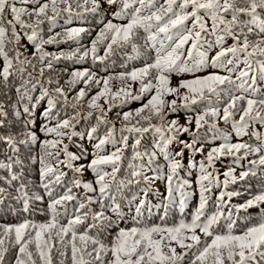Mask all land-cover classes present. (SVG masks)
Returning <instances> with one entry per match:
<instances>
[{
	"label": "snow or ice",
	"instance_id": "obj_1",
	"mask_svg": "<svg viewBox=\"0 0 264 264\" xmlns=\"http://www.w3.org/2000/svg\"><path fill=\"white\" fill-rule=\"evenodd\" d=\"M104 3L112 6L117 0H0V58L3 59L0 87L9 92L15 90L14 101L10 99L7 104L0 101V150L4 156L0 159V210L27 217L44 213L48 217L42 223L25 218L16 224H0V264H5L10 250H15L13 264H53V251L67 258L69 247L71 264H183L185 256L193 249L191 264H261L264 262V207H261L264 205V134L254 144L233 143L224 135L222 142L211 147L199 161L196 178L199 203L191 219L181 218L171 226L163 221L170 207L178 208L183 215L188 199L194 195L189 191L191 182L179 173L184 168L185 150L193 155L204 153L201 130L205 126L215 129L217 119L232 120L238 135L251 124L264 126V97L257 86L259 80H264V0H163L162 3L137 0L139 7L130 16L125 12L127 4L112 13L114 18L126 19L127 23H113L109 19L91 40L90 48L59 54L45 50L47 45L68 40L79 42L88 29L65 26L62 32L45 39L41 35L42 25H55L64 13L72 17L76 9H82L75 11L76 18H82L84 13H99ZM242 15L248 19L242 20ZM206 18L211 21L210 28ZM189 20L191 27L187 24ZM257 26L258 38L251 40L249 34ZM209 35L214 39L208 40ZM22 38L34 48L30 56L26 54V46L20 43ZM229 38L232 43L225 46ZM141 39L146 52L155 50V56L145 59L142 67L102 78H97L88 68L73 69L65 81L67 90L60 86L58 79L45 78V72L53 71L61 59L78 63L91 54L93 63H103L130 47L136 55L128 56V60H134L141 56L137 44ZM9 44L12 45L10 50ZM100 44L106 45L103 56L97 54ZM205 45L208 49L218 48L211 57V67L225 74L197 75L170 86V74L199 71L207 62L206 52L202 50ZM185 50L188 59L184 56ZM240 64L244 67L240 68ZM16 75L22 81L18 85L12 80ZM112 80L122 83L116 91L111 90ZM129 80L139 81L138 92H132ZM81 83L84 87L69 99L70 93ZM101 83L103 87L87 100L88 110L85 111L88 90L93 84ZM37 90L39 95L35 94ZM145 93L150 98L135 113L123 112L122 117L118 114L121 124L117 139V127L108 118V112L118 104L140 100ZM169 94L176 98L167 101L165 97ZM101 98L107 110L99 103ZM45 100L47 104L40 113L45 123L40 132L45 137H53L51 139H40L33 127L34 113ZM200 105H204L202 111H196ZM181 109L195 111V115L187 116L183 125L177 119L167 120L169 113ZM237 113L239 120L234 119ZM92 117H95L94 124ZM82 122L84 130L77 133ZM102 125L105 131L101 135ZM147 133L153 134L151 148L141 150ZM185 133L189 134L188 141L180 139ZM77 136L89 143L95 141L92 159L86 165L80 163L86 149L79 155L69 150ZM130 138L131 158L124 178L118 179ZM173 143L179 151L169 150ZM37 144L38 155H33ZM109 144L113 145L111 152L106 151ZM250 156L254 158L248 160L239 175L233 167L224 171L216 211L209 215L206 206L210 195L221 185L216 162L221 157H232L233 164H241ZM160 157L164 164L159 163ZM33 160H38V168L32 164ZM193 164L189 161V168ZM29 168H35L36 178H31ZM86 171H91L94 179H84ZM150 172L153 175H149ZM255 177H260L261 183L253 189L248 181ZM157 179L166 182L162 223L119 228L106 243L104 234L116 223L113 216L123 219L125 191L134 187L146 196ZM238 182L247 185L243 193L227 191L229 184ZM242 194L248 195L243 203L230 204L233 197ZM145 204L146 200L139 201L137 213ZM226 206L228 220L233 209L239 213L254 207L260 208L262 218L240 234L233 232L234 221L227 224V232H219L217 229L224 218L222 209ZM136 220L140 222L138 217ZM197 230L211 238L202 248ZM177 246L182 251L177 252Z\"/></svg>",
	"mask_w": 264,
	"mask_h": 264
},
{
	"label": "trees",
	"instance_id": "obj_2",
	"mask_svg": "<svg viewBox=\"0 0 264 264\" xmlns=\"http://www.w3.org/2000/svg\"><path fill=\"white\" fill-rule=\"evenodd\" d=\"M160 3L163 2V0H159ZM127 4L128 7L125 9V12L127 15H131L132 12L135 11L136 7H139V4L137 3V0H117L116 5L109 6L107 3H104L103 9L100 10L99 13H84L82 18H76L75 17V11H82V9H76L74 10L73 16L69 17L67 13H64L61 17L57 19V22L55 25H49L45 23L41 27V35L43 38L47 39L49 35H54L56 32H62L64 27H85L88 29L87 34H82V36L79 39V42L68 40L64 43L60 44H53V45H47L45 46V50L50 53H56L59 54L61 51L68 53L71 51L76 50L77 48L83 49L85 47L90 48L91 47V40L95 39L97 32H99L100 28L103 27L104 23H106L109 19L113 20V23H127L126 19H116L113 17L112 13L119 11L120 8H123V6ZM19 6V5H18ZM31 7V6H29ZM190 10V9H189ZM230 19V16L228 17ZM242 20H247L248 17L241 16ZM206 22L211 27V21L207 20ZM188 26L191 27V20L187 22ZM19 30V26H17ZM51 29V31H50ZM246 31V29H245ZM259 31L258 26L254 30L253 33L249 34V38L251 40L257 39V32ZM143 35V34H142ZM208 40H213L214 38L209 35L207 37ZM21 45L26 46V54L31 55V53L34 51V48L31 44L27 42L26 39L22 38L20 41ZM232 43V40L229 38L226 41V45L228 46ZM137 44L139 46V51L141 53V56L134 59V60H128V56H135L136 54L132 52V49L129 47L126 52H117L114 56L110 57L105 62H96L93 63L91 54L83 60L78 63L74 62L73 60H67V59H61L56 63V66L53 71L51 72H45V78H51L52 80H59L60 86L65 87L67 90V85L65 84V81L69 78V75L73 69H79L83 70L84 68L90 69L92 72L96 74L97 78H102L108 75H117L118 73L122 71H131L134 67H142L145 59H147L149 56L154 57L155 56V50H152L150 53L146 52L144 47V41L143 39L137 41ZM8 49L10 50L12 48V45L9 44ZM106 45L100 44L98 45V52L97 54L100 56L104 55V48ZM206 52L207 55V62L201 67L199 71H189V72H177L170 74V86H177L180 82V80L183 79H192L197 75L203 76L207 75L211 72H220V74H225L220 69H214L211 67V57L215 55V52L218 50V48H211L208 49L207 45L204 46L202 49ZM21 51H25V48H21ZM184 56L187 58V52L185 50ZM195 60H198L199 57H195ZM148 62H151L149 59ZM189 64L192 63V60H188ZM35 63V61H34ZM3 67V59L0 58V69ZM240 68L244 67L243 64L239 65ZM39 69V64L37 63V70ZM64 69H67L68 71L65 72ZM26 78V77H25ZM13 82L15 84L22 83L19 75H16L12 78ZM128 84L131 85V89L133 93L138 92L140 84L139 81L132 82L128 81ZM55 86V85H54ZM122 86L121 81L119 80H112L110 81V87L112 91H116ZM258 89L260 90V94L262 97H264V80H259L257 83ZM80 87H84V85L81 83L77 86V88L70 93L69 99L72 98V96L75 95L76 91H79ZM103 87V84L101 83L99 86L93 84L91 88L88 90V96L86 97L84 101V110L87 111V100L91 99V96L95 95L97 91H99L100 88ZM183 91V89L181 90ZM5 93H8L5 95ZM36 95H39V90L35 93ZM154 94V90H153ZM150 98V95L148 93H145L142 95L141 99L138 101H130L127 104L123 105H116L113 107V109L108 112V118L113 121L117 127L116 137L117 139L120 136L119 133V127L121 124V120L118 117H122L123 112H133L135 113V110L137 108H140L142 104L147 103V100ZM176 97L174 95H167L165 99L167 101H171L172 99H175ZM15 100V90L12 89L11 92L8 91V89H5L3 87H0V101L8 103L9 100ZM99 103L102 104L105 107V110H107V105L104 104V99L101 98L99 100ZM179 103V101H178ZM47 102L46 100L41 103V105L38 107L37 111L34 113L35 118V125L33 126L35 131L37 132V135L40 139L45 138H53V137H45L40 132V127L45 123L44 117L40 115V113L43 112L44 107L46 106ZM8 107H11V104H8ZM204 105H200L196 108V111H202ZM69 115H71L72 110L69 108ZM165 111H168V109H165ZM222 108H221V116H222ZM195 115V111H186L184 109H181L177 113H169L167 116V120L171 121L173 119H177L180 124H185L187 121V116ZM91 122L95 123V117L90 118ZM235 120H239V113H237L234 116ZM134 122V121H133ZM156 121L153 120V123ZM215 129L209 128L208 126H205L204 129L201 130V136L203 137V140L205 141L204 145V153L203 154H196L193 155L190 151L185 150L184 157H183V170L180 171L179 175L183 179L189 180L191 182V189L189 191L193 192L194 195L191 196L184 209L183 215L179 212L178 208H171L169 209L167 213L166 219L163 221L164 224L171 226L175 223H178V221L183 218L186 220L191 219V215L194 211V209L198 206L199 203V192L196 185V178L198 175V169H199V161L204 158V156L207 154V151L214 146H218L222 142V137L224 135H227L231 142H246V143H256L258 138L264 134V126L260 125L259 123H254L249 125L246 129H244V132L240 135L237 134L233 124L232 120L224 121L222 119H217L215 122ZM85 124L82 122L76 129L77 133H80L84 130ZM191 127L194 129L195 124L194 121L191 125ZM105 131L103 125L100 129V134L102 135ZM127 134V133H125ZM152 133L145 134L143 140H142V146L141 150H144V148H151V142H152ZM215 137V138H214ZM180 139L188 141L189 140V134H182L180 136ZM83 141V142H82ZM93 141L92 143H94ZM65 143H68L67 140H65ZM92 143H89L85 138L81 136H77L73 139V142L69 146V150L72 152H75L77 155L80 154L81 150L86 149V152L84 154V157L81 159L80 163L87 164L92 159ZM131 143L132 139L129 140V148L125 151L126 159L123 161L122 169L118 173V179H122L125 176V170L127 169L128 162L131 158ZM199 146V145H197ZM113 145L109 144L106 146V151L111 152L113 151ZM170 151H179V147L175 143L169 146ZM39 152V145H35L32 154L38 155ZM243 153H241L242 155ZM4 156L2 154V150H0V159H3ZM254 157H249L248 159H245L241 162L243 167H241V164H233L232 157H221L220 160H218L215 164V169L219 173V178L221 181V185L219 188H214L212 194L210 195L208 205L206 206V212L210 215L211 213L216 211V197L219 195V192L223 190V173L226 171L229 167H233L236 170V174L239 175V172L247 167L248 160L253 159ZM189 161H193V167L189 168ZM159 163L164 164L163 157L159 158ZM32 164L36 165L38 168V160H33ZM110 171V168L107 169ZM166 171V168L164 169ZM28 171L31 174V178H36L37 173L35 168H29ZM191 172V175L188 173ZM149 175H153V173H149ZM84 179L91 180L94 179L93 174L91 171H86L84 174ZM248 183L251 184L253 189H256L260 183L261 179L260 177L250 178ZM246 184L236 183V184H229L227 191H241L243 193V188L246 187ZM144 185H141V188H143ZM82 191V190H81ZM125 197L122 201V212L121 215L123 217L122 220H118L115 216H113V219L116 221V223L113 225V227L109 230V232L104 234L105 242L109 243L113 236H115L116 232L119 230V228H131L134 226L137 227H144V226H152V225H160L162 223L161 218L165 216V208H164V196L167 195L166 192V182L163 179H157L155 180L147 195L145 196L143 192L136 190L134 187L127 189L125 191ZM248 198L247 194H242L239 197H233L230 201L231 205L240 204L243 203L244 200ZM141 199L146 200V204L144 206H141V212L137 213L136 208L139 204V201ZM228 198L225 197V200ZM93 207L97 208L98 206L94 205ZM261 207H264L262 205ZM224 218L220 221V226L217 229L219 232H227V224L234 221L233 225V232L234 234H240L244 230H246L247 227L252 226L254 224L259 223L261 220V210L260 208H251L248 210H241L239 213H237L234 209L232 210L231 214V220H228V207H224ZM139 218V223H137L136 218ZM28 218L32 220L35 223H42L45 222L48 217L44 213H37L31 217H27L25 214L17 215L13 211H7V210H0V224H16L21 222L23 219ZM64 223L67 221L64 220ZM197 234L200 235L201 243L199 245L200 248H202L205 244V242L210 243L211 238L205 237L202 233H199L197 230ZM69 240L71 237L69 236ZM58 248L60 251H63V247L58 245ZM182 251L177 246V252ZM195 252V249L190 250L189 253L185 256L183 264H191V260L193 259V254ZM53 264H71V253H70V247L68 249V256L65 258L64 256L59 255V252L54 250L53 253ZM15 258V250H10V252L6 256L5 264H13ZM259 259V258H258ZM261 264H264V262H261Z\"/></svg>",
	"mask_w": 264,
	"mask_h": 264
}]
</instances>
